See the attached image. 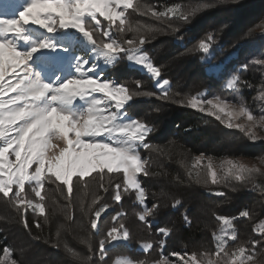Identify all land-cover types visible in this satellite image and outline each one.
<instances>
[{"label":"trees","instance_id":"trees-1","mask_svg":"<svg viewBox=\"0 0 264 264\" xmlns=\"http://www.w3.org/2000/svg\"><path fill=\"white\" fill-rule=\"evenodd\" d=\"M208 1L139 0L138 3L149 10L147 14L140 15L132 9L131 17L128 16L130 22L143 19L142 23L150 24L154 29L145 36L147 42L141 48L161 70L158 79L169 81L165 93L169 96L168 101L157 95L136 96L126 107L128 118L145 121L153 129L146 141L153 147L138 149L151 173L138 176L146 192L145 204L136 200L134 192L123 188L120 189L121 201L116 202L113 199L115 185L123 183L122 177L119 173L107 172L103 181L97 173L84 181L73 179L71 193L57 181L45 183L41 189L43 215L17 208L0 195V249L9 247L18 264H82L81 258L89 256L100 264L99 241L110 228L121 225L128 232V238L115 245L106 243L105 261H112L118 255L134 261H152L159 259L161 252L169 258L174 257L173 253H206L216 259L218 241L213 236L222 227H219L218 216L232 220L231 227L227 226L228 237L224 246L227 253H221L220 258L224 259L228 253L243 246L248 253L254 251L256 264H264V254H261L264 238L259 237L256 229L262 228V224L252 221L255 213L264 216V207L260 213L258 209L254 210L264 200V191H261L264 180L243 189L235 197L237 199L233 197L231 201L230 197L227 199L228 191L221 187H207L202 180L205 172L193 168L194 158L198 155L214 159L254 158L257 152L264 151V147L242 140L234 142V133H226L219 122L180 103L203 92L207 96L217 93L238 95L247 103L252 101L261 79L251 72L248 59L254 54L251 49H257L262 42L264 46V33L256 43L248 41L245 35L263 16L264 0L244 1L243 5H233L227 0L228 4L222 3L218 11L206 13L203 5ZM174 6H179L175 15L152 17L151 11L159 13ZM3 9L10 11H5L10 15L17 13L18 6ZM193 9L198 10L186 19L180 15V12L188 13ZM209 34L213 40L205 53L198 45L202 40L207 41ZM32 36L36 39L35 35ZM60 42L57 40L55 44L69 60L90 58L92 46L84 39H72L61 45ZM116 71L120 81L129 79L133 83L126 85L131 91L161 93L145 74L125 65ZM234 75L240 83L236 89L230 90L227 81ZM189 172H192L191 176ZM196 173H200L199 178ZM22 196L24 199L35 198L28 185H25ZM176 201L180 203L177 205ZM229 201L232 207L224 206ZM154 204L158 205V211L150 215V229L139 221L138 215L145 207L151 210ZM101 209L98 230L93 231L90 221ZM241 211H247L249 215L241 217ZM21 212H24L23 216ZM186 216L190 223H186ZM25 220L28 227H25ZM214 225L217 226L215 229ZM159 228L171 229L169 236L165 238L157 231ZM233 231L235 240L229 238ZM161 239L166 240L163 248L158 245ZM253 240L258 241L254 250ZM147 242L153 244L152 250H144L143 244Z\"/></svg>","mask_w":264,"mask_h":264},{"label":"snow or ice","instance_id":"snow-or-ice-1","mask_svg":"<svg viewBox=\"0 0 264 264\" xmlns=\"http://www.w3.org/2000/svg\"><path fill=\"white\" fill-rule=\"evenodd\" d=\"M129 9L140 15H146L149 11L139 3L134 7L133 0H30L19 13V19H0V195L18 208L25 204L22 193L26 183L33 187L35 195L43 201L40 189L44 187L45 181L52 183L54 179L67 186L68 192L71 193L73 177H79L84 181L85 177L95 172L103 181L105 170L109 174L122 173L123 183L115 185L113 199L116 202L121 201L120 189L123 188L125 191L134 189L136 200L141 205L145 204L146 192L138 175L142 173L149 176L151 173L145 166L147 161L143 160L138 149L153 147L146 142L153 129L145 121L127 118L125 106L136 96L157 95L159 99L168 101L169 96L165 94L166 89L162 86L168 85L169 81L157 80L158 87H161L160 94L131 91L126 86L107 80L99 64V61H102L105 66L113 65L118 55L124 53L129 61H134L136 65L146 69L152 78L161 76V70L141 48V45L147 42L142 33L154 29L151 26L131 23L126 29L128 17L125 13ZM197 10L180 12V15L186 19ZM178 11L179 6H174L159 13L151 11V14L154 17H166L169 14L175 15ZM100 18L108 22L107 26ZM28 25L38 26L49 34L57 32V25L59 29H75L92 46L90 51L98 62L91 63L89 57H77L75 72L78 75L74 77L60 75L63 69L54 63L48 65L47 75L44 71H36L30 64L34 54L45 49L55 51L57 46L47 35L34 39L29 34ZM113 26H117L121 33L125 31L140 33L138 40L134 37L118 42L110 34ZM95 32L106 37L108 42L103 40L98 42L94 36ZM212 40L213 37L209 34L207 41L202 40L199 43V49L207 53ZM21 42L27 47H21ZM6 76L9 77L7 81ZM239 83L238 77L234 75L227 81V88L234 90ZM9 93L14 95H8ZM5 96L7 99L3 98ZM259 99L264 100V89L261 90ZM76 100L82 101V106L78 107L74 103ZM180 103L184 104L183 101ZM203 103L199 97H192L184 106L205 111V108L200 107ZM206 103L209 106L208 115L221 120L227 128H238L249 139L255 138L256 128H264V116L257 120L243 105L238 111H226L230 104L221 97L208 99ZM221 112L230 118L246 117L249 123L244 126L233 124L230 120L224 121L218 114ZM53 141H63V147H59ZM204 159L203 155L196 157L193 168ZM207 160V171L213 184L227 183L230 179L243 181L259 172V169L248 167L240 161L225 160L216 166L212 157H208ZM261 163L264 164V160ZM214 167H218L223 174L218 177L213 171ZM189 175L191 176L192 172H189ZM196 175L197 178L200 177V173ZM261 191H264V187ZM179 203L176 201L177 205ZM27 207L39 209L40 214H44L42 203L33 204L32 200H27L25 211ZM102 211L103 209L96 211L95 217L90 221L93 231L98 230ZM156 211L158 205L154 204L151 210L145 207L138 215L139 221L151 229V222L147 221L146 217L155 215ZM21 215L23 216L24 212H21ZM239 215L245 217L249 213L241 211ZM217 219L225 226L232 225L231 219L219 216ZM185 220L186 223H190L187 216ZM25 227H28L26 220ZM120 228L123 230L124 226L121 225ZM157 231L166 238L171 229L159 228ZM117 232L118 229L113 226L99 241L100 264H106L105 245L119 238ZM259 234L264 238V228L259 230ZM128 235L124 230L123 238L127 239ZM229 238L236 239L234 231ZM214 239L218 241L216 259L206 253L199 256L196 253L188 254L187 259L184 258L186 255L184 253H173V256L178 257L182 264H247V261L253 259L254 251L248 253L243 246L221 259V253H227L225 241L219 236H214ZM165 243L166 240L161 239L158 245L163 248ZM257 243L258 241H252L253 250ZM153 247L151 242L143 244L145 251L152 250ZM0 251H2L0 264H18L9 247L4 246ZM69 252L76 255L70 249ZM81 260L82 264H96L91 256ZM116 264H133V261L130 259L116 261ZM136 264L177 262L165 258L161 252L157 260L137 261Z\"/></svg>","mask_w":264,"mask_h":264},{"label":"rangeland","instance_id":"rangeland-1","mask_svg":"<svg viewBox=\"0 0 264 264\" xmlns=\"http://www.w3.org/2000/svg\"><path fill=\"white\" fill-rule=\"evenodd\" d=\"M138 1L139 0H133L134 6L138 3ZM209 1H211V2H209ZM209 1H208L207 5H211V6L210 7H204V12H206V13L211 12L213 10L218 11L219 8H221L220 5L222 3H225V2L227 4L229 2V3L233 4V5H235V4L243 5V4H245L244 1L248 2L250 0H228V2H227V0H209ZM28 3H30V0H0V19H11V18L19 19V13L24 10V7L27 6ZM141 5L144 7L143 4H141ZM11 6H16V7L18 6L17 13L7 15L8 13H5V11H7V12H10V11L4 10L3 8L4 7H11ZM125 15L127 17L132 15V9H129L125 13ZM223 16H219V17H223ZM152 17H154V16H152ZM85 19H88V18H85ZM100 19H101L102 23L105 26H107L108 22L107 21H103V18H100ZM142 20L143 19H141V21L138 20V21H135V22H132V21L130 22L129 21V17H128V22H126L125 28L127 29L129 23H131L132 25L151 26L150 24L142 23L143 22ZM118 24H119V22H117V25ZM27 27H28V30H29V34L30 35H32V34L35 35L36 39L42 38L43 36L47 35L53 40V43H55V41H57V40L58 41L61 40V42L59 43L60 45L62 44V42L66 43L67 41H70L72 39H74V40L84 39L80 33H77L75 31V29H71V28H69V29H59L58 25H57V32L56 33H52V34L47 33L43 29H39L38 26H35V25H28ZM206 28H209V27L206 26ZM65 33L70 34V35H65ZM124 33H127V31H125ZM263 33H264V14H263L262 17L259 18V20H257V22H255V24L252 26V29L249 30L246 33L245 38L248 41H252V42L256 43V40H259L260 39L259 36L261 34H263ZM110 34L118 42H123V40L132 39L134 37H136L137 40H138L139 35H140V33H134L133 32L130 35H127V36L125 35V36L121 37L120 35L122 33L117 30V26H113V29H112ZM142 34L145 37L146 35L148 36L150 34V32H143ZM94 36H95V38L97 39L98 42L101 41V40H103L105 42H108L107 38L106 37H102L99 32H95ZM124 46L127 47V45H124ZM21 47H27V46L23 45V43L21 42ZM256 48L257 49H251V50H254V54L250 57V59H248V63H249L251 72L253 74H255L256 76H258V78L261 79V82H260V85L258 86L257 94L255 95V97L252 99V101L250 103H247L245 100H242L238 95H232L231 96V95H227V94H218L217 93V94H213V95L207 96L205 94V92H203V93H200L198 95L190 96L189 98L186 99V101H184V104L186 105L187 100L192 98V97H199L204 102L203 104L200 105V107L205 108V111H200L199 108H196V109L191 108V109L194 110V111L201 112L203 114L208 115L207 114V109H208L209 106L207 105L206 101L208 99H215L216 97H221L225 101L229 102V104H230V107L228 109H226V111H238L240 106L243 105L245 108H247L249 110V112L257 120L259 119V117L264 116V100L259 99L261 90L264 89V46H263V42L261 44H259V46L256 47ZM89 55H90V62L91 63H97L98 62L97 58L94 56V54L91 51L89 52ZM53 63L57 67L63 69L62 73H59V74L64 76V77H74V76L78 75L75 72V63H76V61L73 60V59L69 60L68 57L66 58L65 55L59 49V47H56L55 51L48 50V49L41 50L40 52L34 54V59H33L32 62H30V64L33 65V67H34V69L36 71H44L46 75H47V67H48V65L49 64H53ZM99 64H100V68H101L103 74L107 77L106 79L111 81V82H113V83H116L117 85L126 86V85H129V83L131 82L129 79H126L127 81L126 80H124V81L121 80L120 81L118 72L116 71L119 67L125 65V67L130 68V69H134V70L138 71V73H140V74L147 75V77L151 79V82L154 84V86H156L161 91V87H158V85H157L158 78H152L150 73H148L146 69H144L141 65H136L134 61H129L128 58H127V55L124 54V53H121V54L118 55L117 60H116V62L113 65L105 66L102 61H99ZM89 75H91V74H89ZM8 79H9V77L6 76L5 80L7 81ZM162 87L164 89H166L167 85H163ZM8 95H14V93H9ZM3 98L7 99V96H5ZM74 103L78 107L82 106V104H83V102L79 101V100H76ZM125 107H127V105ZM218 114L221 116L222 120H224V121H229L230 120L233 124H241V125L247 126L248 123H249L247 118L243 117V116L240 117L239 119H236L235 117H231L230 118V117L224 115V113H222V112L218 113ZM208 116H210V115H208ZM210 117H212L213 120H216L217 122H219L220 125H222L224 127L226 133H234V134H232L233 135L232 139H233L234 142L237 141L236 143H239L242 140V142H245V143H251V144H254V145L258 146V147H264V128H256L254 130L255 133H256L255 138L254 139H249V137L246 136L245 133L240 131L238 128H236V127L227 128L224 125V123H222L221 120H217L215 118V116H210ZM53 143L54 144H58L59 147H61V148L63 147V141H58V142L57 141H53ZM198 156H201V155H198ZM198 156H196V157H198ZM203 156L205 157V159L200 161V163L198 165H196V167L194 169H196L198 171L202 170V173L205 172L203 177H202V180L207 185V187H216V188H220L221 187V188L225 189L226 191H228V193H230V194L227 195V199H228V197H230L231 201H233L232 200L233 197H234L233 198L234 200L237 199L235 197L239 196V193L241 191H243V189L251 187L257 181L264 180V164L261 163V161L264 160V151L263 152H261V151L257 152L255 154L254 158H246V157H228V158H222V159H214V158H212L213 164L216 165V166L220 165L225 160H233V161H240V162H242L244 165H246L248 167H255V168L259 169V172L254 173L252 178H250V179H245L243 181H236L234 179H230V180L227 181V183H216V184L212 183L211 176L209 175V173L207 171V164H208L207 158H208V156H205V155H203ZM195 158H194L193 165L195 163ZM213 171H215L217 173L218 177L223 174L222 171L218 167H214ZM105 172H106V170H105ZM94 173H92V174H94ZM119 174H121V177H122V173H119ZM87 177H89V176H87ZM87 177H85V178H87ZM75 178L80 179L79 177H73V179H75ZM205 178H206V182H205ZM122 182H123V177H122ZM45 183H47V181H45ZM26 185H28L31 188L32 194L35 197L32 200L33 204L42 203L40 198L35 195V191L33 190V187L31 185L27 184V183H26ZM128 190L135 193L134 189H128ZM40 191H41V189H40ZM24 200H25V204H21L19 206V208H25L26 207V201L27 200H31V199L27 198V199H24ZM231 201L226 202V204H224V206L232 207L233 204L231 203ZM224 206L222 205L220 207L223 208ZM263 207H264V200L262 201L261 205H258L257 207H255L254 210L258 209V213H260L259 211ZM27 209L33 210L32 207H27ZM33 211H35L36 213L40 214L39 209H35ZM225 216H227V214H225ZM254 217L255 218L252 221L255 220L256 222H260V224H262V228H264V216H262V214L260 215V214H256L255 213ZM149 218H150V215L148 217H146V220L148 221ZM222 218H224V217H222ZM226 219H228V218H226ZM215 226L216 225L213 226L214 229L217 227V226L216 227ZM219 227H221V228L218 229L214 233V236L223 237V239L225 241V243H224V246H225L226 241H227V237H228L227 226L223 225L221 223V221H220V226ZM222 228L224 229V231H221ZM117 229H118L117 235H118L119 238L116 241H112L111 242L114 245L118 244V243H123V242H125L127 240V239L123 238L124 229L121 230L120 226ZM256 229H258L257 232H258V235L260 237L261 235L259 234V230L261 228L259 227V228H256ZM215 241H217V240L215 239ZM231 253H228L227 256H230ZM261 254H264V240H263ZM199 255H201V254L199 253L198 256ZM165 258L173 260V261H176L177 264H182V261H180L179 258L176 257V256H174L173 258H169V257H165ZM184 258L187 259V255H185ZM128 259L132 260L133 264H136V262H137V261H134L133 259L125 256V255H118L117 257L113 258L112 261L111 260H106V264H116V261H122V260H128ZM247 264H256V263L252 259L250 261H247Z\"/></svg>","mask_w":264,"mask_h":264}]
</instances>
